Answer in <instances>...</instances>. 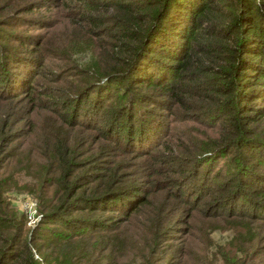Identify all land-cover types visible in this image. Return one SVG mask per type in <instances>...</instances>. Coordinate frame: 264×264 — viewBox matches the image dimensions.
Instances as JSON below:
<instances>
[{"label":"trees","instance_id":"obj_1","mask_svg":"<svg viewBox=\"0 0 264 264\" xmlns=\"http://www.w3.org/2000/svg\"><path fill=\"white\" fill-rule=\"evenodd\" d=\"M70 5H76L79 25L74 48L84 52L86 64L76 72L69 67L74 83L61 81L52 89L27 80L37 75V63L24 39L36 42L38 35H22L19 20H30L23 15L35 10L3 19L0 0V264H169L155 245L173 227L152 219L136 225L133 215L150 192L122 181L105 156L109 147L153 156L159 110L171 105L196 118V152L187 177L192 183L199 167L202 176L198 192L192 184L189 195L208 187L216 193L209 191L215 212L244 204L247 212L264 215V0ZM59 53L63 65L68 59ZM37 109L55 110L58 117L34 132L24 125ZM62 124L80 125L104 144L97 154L85 155L80 142L88 141L66 138ZM170 152L168 163L184 179L183 158ZM100 157L107 164H96ZM216 160L221 164L208 176ZM33 166V182L21 187L17 171L30 175ZM179 181L171 179L178 191ZM13 187L37 200L41 218L29 231L24 215L5 198Z\"/></svg>","mask_w":264,"mask_h":264},{"label":"rangeland","instance_id":"obj_2","mask_svg":"<svg viewBox=\"0 0 264 264\" xmlns=\"http://www.w3.org/2000/svg\"><path fill=\"white\" fill-rule=\"evenodd\" d=\"M1 1H3V19L8 13L16 16L23 14L22 12L27 8L35 10L23 15L30 20H19L25 26V28H19L23 31L22 35L30 33L38 35L36 42L31 38L24 39V45L28 48L26 53L33 60L35 58L37 63V75L33 72L27 80L31 79V83L38 80L43 86L47 84L52 89L59 88L62 82L65 85L74 83L75 77L70 75L73 73H69V67L76 72L79 66L86 64L87 59L84 52L75 51L72 39L74 26L79 25L73 15L76 5L70 4H76L78 0ZM100 44L106 45L102 40ZM59 51L63 52L66 60L68 59L63 65ZM50 69L59 71L62 77L53 78ZM31 86L39 90L35 84ZM54 117H58L55 110L37 109L35 114L30 115L24 127L37 132L47 126L49 119ZM195 119L181 115L173 105L160 109L161 131L156 147V151L160 154L155 151L153 156L148 155L149 153L132 155L109 147L105 158L113 161L120 176L123 177L121 180L139 188L141 192H150L151 199L133 215V218L138 221L136 225L145 227V224L140 221L152 219L154 224L161 221V227L164 229L173 227L167 232L163 230L165 235L160 237L155 245L156 250H165L169 264H264V215L257 216L247 212L250 207L244 204L239 208H233L235 210L224 209L223 212H215L210 205L212 199L210 200L209 191L211 190L207 189V180L203 181L207 188L203 187L201 192L189 195L193 189L192 184L196 189L195 192H198L202 176V169L199 167L192 183L191 178L187 177V173L193 167L191 159L195 157L196 152L193 137L197 127ZM62 125L61 134L66 138L76 137L77 143L81 138L88 141L80 142V146H86L85 155L91 152L97 154L99 145L104 144L97 136H94L93 132L77 129L80 125L73 128L70 125ZM32 131L28 136L32 135ZM171 149H174L172 158L176 156L183 158V170L187 168V171H184V179H178L180 178L176 172L178 169L174 164L168 163ZM212 162L208 176L214 175L217 172V166L221 164L218 160ZM96 164H107V160L100 157L96 160ZM35 168V166L32 167L30 175L17 171L15 177L17 184L22 187L21 184L33 182L32 174ZM171 179L181 180L178 183L179 191L172 186ZM211 192L216 196V193ZM27 197L34 200L35 204L37 203L34 195L25 191L24 188L14 189L13 187L5 192L6 200L20 213H22V202ZM36 211L38 216L35 222L32 221L26 225L28 231L41 218L37 208ZM156 213H159L160 218L155 216ZM24 218L26 224L27 219L25 216ZM167 235L169 237H165ZM162 246L165 248L160 249Z\"/></svg>","mask_w":264,"mask_h":264},{"label":"built area","instance_id":"obj_3","mask_svg":"<svg viewBox=\"0 0 264 264\" xmlns=\"http://www.w3.org/2000/svg\"><path fill=\"white\" fill-rule=\"evenodd\" d=\"M21 209H22V214L28 220V221L26 220V225L29 224V222L36 220L38 214L36 211V204L34 200H32L29 197L25 198L22 202Z\"/></svg>","mask_w":264,"mask_h":264}]
</instances>
